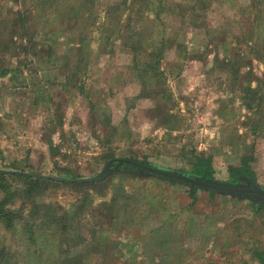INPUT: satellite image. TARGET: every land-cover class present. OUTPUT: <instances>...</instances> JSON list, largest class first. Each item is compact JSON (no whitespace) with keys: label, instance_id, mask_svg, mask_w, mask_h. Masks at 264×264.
Wrapping results in <instances>:
<instances>
[{"label":"rangeland","instance_id":"374dc122","mask_svg":"<svg viewBox=\"0 0 264 264\" xmlns=\"http://www.w3.org/2000/svg\"><path fill=\"white\" fill-rule=\"evenodd\" d=\"M0 69V170L185 171L245 144L264 190V0H0ZM12 182L5 264H259L264 252L249 200L197 189L191 203L188 186L127 169L30 197Z\"/></svg>","mask_w":264,"mask_h":264},{"label":"trees","instance_id":"16d2710c","mask_svg":"<svg viewBox=\"0 0 264 264\" xmlns=\"http://www.w3.org/2000/svg\"><path fill=\"white\" fill-rule=\"evenodd\" d=\"M5 73H6L5 69H0V76L4 75ZM128 160H132L139 164H144L147 166H152L158 169H162L144 160L142 161H138L135 159H128ZM250 160H251V156H243L240 158L238 167H228L227 172H228L229 179L227 180L228 181L227 183L243 185V186H248V187L249 186L253 187L257 185L255 178H254V174L249 166ZM123 166L125 167V170L127 169L128 171L136 172L134 169H131L128 164H123ZM10 170H13V169L10 168ZM163 170H166V169H163ZM0 171H1L0 172V192L3 194V199L0 200V222L3 224L5 229H9L12 226L13 220L19 217L17 214L13 212V210L5 207L6 206L5 204L7 202L11 203V200L17 197V192L11 186V184L13 183L12 181L14 180L21 181L24 185L18 188L19 194H22L24 197H30L32 195V191H35V189L39 186L40 183H45L47 182V180L32 178V177H25L21 175H13V174L8 173V171H3V170H0ZM168 171H174V170H168ZM174 172L184 174L190 177H197L201 180L214 181L213 169L211 167V158L209 155L207 156L206 155L203 156L202 154L192 155V162L189 163V168L187 170L185 171L175 170ZM64 176L70 177L68 175H64ZM161 180H164V179H161ZM164 181L169 182L167 180H164ZM169 183H173V182H169ZM195 190H197V188L193 186L190 188L188 192V197L191 203L195 201V195H194ZM207 192L209 194L213 193L212 191H207ZM251 203H252V208L254 210H264V206L259 205L257 202L251 201ZM59 220H60L59 217L53 216L52 219L50 220V225L52 224L53 226H60ZM32 227H33V224L23 221V229H24L25 234H28V232L30 231ZM61 228H63V226H61ZM255 258L259 261V263L264 264V252L256 253ZM0 264H5V259L0 258Z\"/></svg>","mask_w":264,"mask_h":264},{"label":"water","instance_id":"95a60500","mask_svg":"<svg viewBox=\"0 0 264 264\" xmlns=\"http://www.w3.org/2000/svg\"><path fill=\"white\" fill-rule=\"evenodd\" d=\"M123 164H128L131 169H134L136 172L142 175L164 179L173 183L184 184L189 187V190L194 186L199 190L212 191L213 193L219 195L249 200L252 202H257L259 205H264V190L259 188V186L257 185L248 187L215 180H201L197 177H190L184 174L176 173L174 171L158 169L152 166L139 164L128 159L109 160L104 164L103 168L99 172L88 178L70 179L61 176H47L20 171H8V173L13 175L50 180L58 183H98L103 181L109 175L125 169Z\"/></svg>","mask_w":264,"mask_h":264},{"label":"crops","instance_id":"0c3cea01","mask_svg":"<svg viewBox=\"0 0 264 264\" xmlns=\"http://www.w3.org/2000/svg\"><path fill=\"white\" fill-rule=\"evenodd\" d=\"M252 148L253 146L251 145H249V147L247 148L245 144H242L241 147L239 145L234 146L232 147V150L230 148L226 149L224 153L222 154V158H220V160H217L211 155H209L211 158V167L213 171L219 172V177L221 179H226V177L228 176L227 168L228 167H238L240 158L243 156H251V160L249 162V166H250L253 161V156L251 155ZM200 154L205 155L204 152H200ZM233 154H236V155L233 156ZM207 155L208 154H206V156ZM159 238L160 236L156 234V229H153L151 232H148L147 241L155 242ZM163 239L165 240L166 236H164Z\"/></svg>","mask_w":264,"mask_h":264},{"label":"flooded vegetation","instance_id":"af4514ba","mask_svg":"<svg viewBox=\"0 0 264 264\" xmlns=\"http://www.w3.org/2000/svg\"><path fill=\"white\" fill-rule=\"evenodd\" d=\"M250 187V186H249ZM262 206H264V205H262ZM259 264H263V263H259Z\"/></svg>","mask_w":264,"mask_h":264}]
</instances>
